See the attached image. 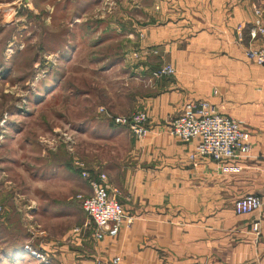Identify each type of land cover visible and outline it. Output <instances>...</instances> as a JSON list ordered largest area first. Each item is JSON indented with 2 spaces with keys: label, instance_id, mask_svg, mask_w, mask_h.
I'll use <instances>...</instances> for the list:
<instances>
[{
  "label": "crops",
  "instance_id": "crops-1",
  "mask_svg": "<svg viewBox=\"0 0 264 264\" xmlns=\"http://www.w3.org/2000/svg\"><path fill=\"white\" fill-rule=\"evenodd\" d=\"M117 4L126 34L122 43L127 52L128 38L134 37L133 70L145 79L131 113L145 111L150 131L137 138L129 130L130 148L95 165L91 175L106 174L136 220L116 237L97 241L91 257L77 262L112 264L121 257L119 264H264V207L246 216L234 210L235 201L246 196L259 195L264 202V68L245 56L264 43L263 37H250L260 22L255 8L264 12V0ZM164 65L176 74L149 85L150 72ZM201 100L242 123L251 136L249 157L192 161L197 141L185 143L167 133L186 104ZM81 195H92L89 182Z\"/></svg>",
  "mask_w": 264,
  "mask_h": 264
},
{
  "label": "rangeland",
  "instance_id": "rangeland-1",
  "mask_svg": "<svg viewBox=\"0 0 264 264\" xmlns=\"http://www.w3.org/2000/svg\"><path fill=\"white\" fill-rule=\"evenodd\" d=\"M117 2L0 0V264H79L97 244L82 174L130 148L114 118L145 80Z\"/></svg>",
  "mask_w": 264,
  "mask_h": 264
},
{
  "label": "built area",
  "instance_id": "built-area-1",
  "mask_svg": "<svg viewBox=\"0 0 264 264\" xmlns=\"http://www.w3.org/2000/svg\"><path fill=\"white\" fill-rule=\"evenodd\" d=\"M260 22L250 30V37L257 41L264 38V12L255 8ZM241 28L239 31L241 32ZM135 56H137L135 54ZM245 56L256 65L264 68V43L257 47H250ZM176 70L171 65H164L152 70L147 79L149 85L156 81L174 76ZM149 118L145 111H138L131 116H116V125L127 127L137 138L147 136L150 131ZM167 133L185 143L197 141L195 150L190 154V160L199 161L210 159L217 163L247 158L252 150L251 136L244 130L237 119L222 114L218 108L207 100L194 101L186 104L180 115L167 124ZM63 139L71 140L68 134H62ZM49 142V141H48ZM70 143V142H67ZM49 144H52L50 141ZM83 177L88 180L91 196L79 195L78 200L87 216L89 223L85 227L94 226V238L103 241L105 237H116L122 227H131L136 218L124 210L118 198V192L113 190L106 174L94 178L90 172L83 171ZM264 202L261 196L252 195L238 199L234 203V210L239 216L252 215L262 211ZM253 232L260 235L259 222L253 223ZM121 257H114L112 264H119Z\"/></svg>",
  "mask_w": 264,
  "mask_h": 264
}]
</instances>
